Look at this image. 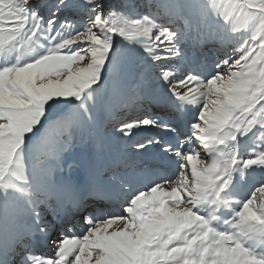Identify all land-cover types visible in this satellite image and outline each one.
Returning a JSON list of instances; mask_svg holds the SVG:
<instances>
[{"label": "snow or ice", "instance_id": "snow-or-ice-1", "mask_svg": "<svg viewBox=\"0 0 264 264\" xmlns=\"http://www.w3.org/2000/svg\"><path fill=\"white\" fill-rule=\"evenodd\" d=\"M0 264H264V0H0Z\"/></svg>", "mask_w": 264, "mask_h": 264}, {"label": "bare ground", "instance_id": "bare-ground-1", "mask_svg": "<svg viewBox=\"0 0 264 264\" xmlns=\"http://www.w3.org/2000/svg\"><path fill=\"white\" fill-rule=\"evenodd\" d=\"M159 109H160V105H153V107L149 108L147 111L145 110L146 112H144L143 110H141L139 112L143 111V113H145V114H147L149 116V115H151L153 113L157 114L158 113L157 110H159ZM171 109H172L173 113L177 114V116H178V120H177L178 123H175V124H180V125L182 124L181 122H179V120H180L179 116H181V115H186L187 116L188 120L186 122L190 121L193 118V113H191V112L177 113L173 108H171ZM132 112H138V111L135 110V109H132V111L130 113L131 116L133 115ZM160 116L164 120L168 119V116L166 114H161ZM143 117H146V116H143ZM110 130H111V127H108L106 132H102L101 133V139L104 141V151L101 153V155L99 157V163L100 164H104V162H106L109 157H112L116 152H118L119 151V146L127 145L126 147H132V145H129L130 143L121 144L117 140L114 141V142L110 141L107 138V135H105L106 133L110 132ZM134 131H136V130H134ZM147 133L148 132H143V131L140 132V134H147ZM166 134L167 133L163 134V138H167ZM137 139H139V135H137V136H135L133 138L132 143H134V141L137 140ZM131 150H133V149L131 148ZM65 162L66 163L64 164V171L63 172H58L59 174L57 173V176L67 175L68 174L67 173V164L68 163L81 164L83 162V153H81L79 151V153L76 154V156L67 158V160ZM75 170H79V169L78 168H74L73 169V174H75V172H74ZM79 172L80 171H78L77 173L79 174ZM61 195H64V194L61 193ZM81 230H83V229H81Z\"/></svg>", "mask_w": 264, "mask_h": 264}, {"label": "rangeland", "instance_id": "rangeland-1", "mask_svg": "<svg viewBox=\"0 0 264 264\" xmlns=\"http://www.w3.org/2000/svg\"><path fill=\"white\" fill-rule=\"evenodd\" d=\"M67 15H69L70 17L72 16L71 13H69V14H67ZM132 109H135V110L138 111V112H132V113H133L132 116H134V117H136V116H142L143 114H145V113H143V111L146 112V111L144 110V108H140V107L129 108V109H127V110L120 111V112L117 114L118 117H119V119H120V120L128 121L129 118H130V116H131L130 113H131ZM141 110H143V111H142V112H139V111H141ZM108 139H109V138H108ZM110 139H114V141H116L115 138H110ZM110 139H109V140H110ZM110 141H111V140H110ZM114 141H113V142H114ZM79 151H80L81 153H83V152H82V149H81L79 146H77L76 148H74V149H73L70 153H68V154H71V153H72V155H76V154L79 153ZM66 156H67V154H66ZM66 156H65V157H66ZM69 157H71V156H68L67 158H69ZM67 158H66V160H67ZM240 186H241V188L244 189V190L247 189V183H246L245 181H241V182H240Z\"/></svg>", "mask_w": 264, "mask_h": 264}, {"label": "trees", "instance_id": "trees-1", "mask_svg": "<svg viewBox=\"0 0 264 264\" xmlns=\"http://www.w3.org/2000/svg\"><path fill=\"white\" fill-rule=\"evenodd\" d=\"M137 2H140V0H137Z\"/></svg>", "mask_w": 264, "mask_h": 264}]
</instances>
